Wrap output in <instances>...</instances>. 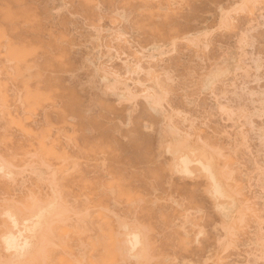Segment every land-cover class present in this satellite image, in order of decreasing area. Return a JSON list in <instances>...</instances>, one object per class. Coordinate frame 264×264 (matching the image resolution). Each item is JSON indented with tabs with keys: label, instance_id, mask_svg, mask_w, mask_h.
Listing matches in <instances>:
<instances>
[{
	"label": "rangeland",
	"instance_id": "obj_1",
	"mask_svg": "<svg viewBox=\"0 0 264 264\" xmlns=\"http://www.w3.org/2000/svg\"><path fill=\"white\" fill-rule=\"evenodd\" d=\"M0 264H264V0H0Z\"/></svg>",
	"mask_w": 264,
	"mask_h": 264
},
{
	"label": "bare ground",
	"instance_id": "obj_2",
	"mask_svg": "<svg viewBox=\"0 0 264 264\" xmlns=\"http://www.w3.org/2000/svg\"><path fill=\"white\" fill-rule=\"evenodd\" d=\"M191 155H192V154H191ZM200 155H201V154H200ZM194 156H195V155H194ZM200 157H204V156L201 155ZM205 158H206V157H205ZM185 159H186V158H185ZM200 159H201V158H200ZM187 160H188V159H187ZM194 160H195V157H194ZM195 161H196V160H195ZM198 161H199V160H198ZM204 161H205V160H204ZM211 161H213V160H211ZM183 162H184V161H183ZM205 162H208V161L206 160ZM186 163H188V162H186ZM198 163H200V161H199ZM198 163L196 162L197 165H198ZM209 163H210V160H209ZM184 164H185V163H184ZM189 164H190V163H189ZM191 164H192V163H191ZM193 164H194V163H193ZM200 164H201V163H200ZM181 165H182V164H181ZM186 165H187V164H186ZM186 165H184V166H186ZM201 165H202V164H201ZM207 165H209V164H207ZM207 165H206V166H207ZM1 166H2V165H1ZM198 166H199V165H198ZM209 166H210V165H209ZM187 167H188V166H187ZM199 167H200V166H199ZM211 167H212V166H211ZM183 168H185V167H183ZM200 168H201V167H200ZM203 169H204V168H203ZM203 169H202V171H203ZM206 169H208V166H207ZM212 169H213V168H212ZM4 170H5V168H4ZM205 171H206V170H205ZM212 171H213V170H212ZM205 173H206V172H205ZM207 173H208V172H207ZM213 175H214V174H213ZM208 176H209V175H208ZM209 177H210V176H209ZM214 180H215V179H214ZM214 180H213L212 182H214ZM214 183H216V181H215ZM212 184H213V183H212ZM219 184H220V183H219ZM219 184H218V185H219ZM215 185L217 186V184H215ZM220 185H222V184H220ZM217 187H218V186H217ZM219 187H220V186H219ZM213 188H214V187H213ZM221 188H222V186H221ZM214 190H215V189H214ZM215 191H216V190H215ZM216 192H217V191H216ZM218 192L221 193L222 191L220 192L219 189H218ZM223 192H224V191H223ZM217 194H218V193H215V195H217ZM221 194H222V193H221ZM218 195H219V194H218ZM222 195H223V194H222ZM227 195H228V194H227ZM218 197H220V196H218ZM225 199H230V197H229V198H226V197H225ZM234 203H235V202H234ZM48 206H49V205H48ZM49 207H50V206H49ZM49 207H47V208H49ZM38 208H39V207H38ZM50 208H51V207H50ZM37 210H39V209H37ZM3 213H4V212H3ZM6 213H7V212H6ZM10 213L12 214V212H10ZM43 213H44V212H43ZM7 214H8V213H7ZM14 214H15V213H14ZM16 215H17V214H16ZM36 215H37V214H36ZM3 216H4V214H3ZM6 216H7V215H6ZM6 216H5V217H6ZM79 216H80V215H79ZM7 217H10V219H11V221H12V218H11V217H13V215H12V216H9V215H8ZM7 217H6V218H7ZM3 218H4V217H3ZM16 218H17V217H16ZM37 218H38V217H37ZM41 219H43V218H41ZM56 219H57V218H56ZM14 220H15V219H14ZM8 221H9V219H8ZM11 221H9V222H11ZM15 221H16V220H15ZM38 221H40V220H38ZM28 224H29V222H28ZM28 224H27V225H28ZM15 225H16V223L13 222V223H12V227H14ZM27 225H26V227H27ZM29 225H30V224H29ZM38 225H39V224H38ZM45 225H46V224H45ZM34 226H35V225H34ZM22 227H23V226H22ZM22 227H21V228H22ZM29 227H31V226H29ZM29 227H27V228H29ZM34 228H35V227H34ZM14 229H15V228H14ZM23 229H24V228H23ZM25 230H26V229H25ZM28 230H29V229H28ZM31 230H33V229H31ZM31 230H30V231H31ZM46 230H47V229H46ZM18 231H19V230H18ZM26 231H27V230H26ZM39 231H40V230H39ZM8 232H9V231H8ZM22 232H23V231H22ZM22 232H21V233H22ZM62 232H63V231H62ZM9 233H10V232H9ZM17 233H18V232H17ZM30 233H31V232H30ZM25 234H27V233H25ZM17 235H18V234H17ZM19 235H20V234H19ZM30 235L33 236L32 234H30ZM5 236H6V235H5ZM7 236H8V235H7ZM11 236H12V235H11ZM11 236H10V238H11V240H12L13 237H11ZM23 236H24V234H23ZM23 236L21 235L20 238H19L18 236H17V237L21 240V237H23ZM26 236H28V235H26ZM26 236H25V237H26ZM15 237H16V236H15ZM17 237H16V238H17ZM141 237H142V236H141ZM16 238H15V239H16ZM131 238H133V237H131ZM3 239H4V238H3ZM15 239H14V240H15ZM22 239H23V238H22ZM25 239H26V238H25ZM30 239H31V238H30ZM6 240L9 241L10 239L6 238ZM14 240H12V241H14ZM16 240H17V239H16ZM26 240H27V239H26ZM4 241H5V240H4ZM4 241H3V245H4ZM133 241H134V240H133ZM1 242H2V241H1ZM10 242H11V241H10ZM10 242H7V247H8V245H10ZM18 242H20V241H18ZM23 242H24V241H23ZM12 243H13V245H15L16 241H15V242H12ZM25 243H27V241H26ZM25 243H24V245H26ZM5 244H6V243H5ZM22 245H23V244H22ZM40 245H41V244H40ZM17 246H18V245H17ZM19 246H20V244H19ZM28 246H29V244H27V246H25V247L22 246V247H21V248H22V251H23V248L25 249V248H27ZM4 247H6V245H5ZM7 247H6V248H7ZM9 247H10V246H9ZM9 247H8V248H9ZM12 247H13V246H12ZM12 247H11V248H12ZM140 247H141V246H140ZM11 248H10V249H11ZM21 248H20V249H21ZM32 248H33V247H32ZM10 249H9V250H10ZM17 249H18V248H17ZM20 249H19V250H20ZM14 250H15V249H14ZM7 251H8V249H7ZM16 251H17V250H16ZM22 251H21V252H22ZM8 252H10V251H8ZM12 252H14V251H12ZM15 254H16V252H15ZM21 254L23 255L24 253H21ZM28 254H29V253H28ZM30 255H31V254H30ZM20 256H21V255H20ZM24 256H25V255H24ZM28 256H29V255H28ZM18 258H19V257H18ZM59 260H60V259H59ZM59 262L61 263L62 261L60 260Z\"/></svg>",
	"mask_w": 264,
	"mask_h": 264
}]
</instances>
